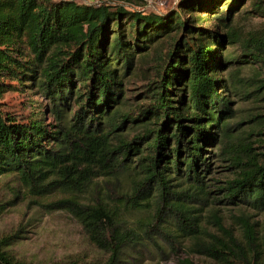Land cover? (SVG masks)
I'll list each match as a JSON object with an SVG mask.
<instances>
[{
  "label": "trees",
  "instance_id": "trees-1",
  "mask_svg": "<svg viewBox=\"0 0 264 264\" xmlns=\"http://www.w3.org/2000/svg\"><path fill=\"white\" fill-rule=\"evenodd\" d=\"M129 1L0 0V100L20 85L46 101L20 118L0 101V177L67 195L56 204L104 264H121L150 224L183 264H264V114L240 128L227 92L264 99V0H179L165 14ZM165 43L132 93L129 77ZM215 153L229 163L222 182H209ZM10 245L0 239V264H26Z\"/></svg>",
  "mask_w": 264,
  "mask_h": 264
},
{
  "label": "rangeland",
  "instance_id": "rangeland-1",
  "mask_svg": "<svg viewBox=\"0 0 264 264\" xmlns=\"http://www.w3.org/2000/svg\"><path fill=\"white\" fill-rule=\"evenodd\" d=\"M76 1L101 4L106 0ZM126 4L133 10L143 13L165 14L172 9L177 10L179 0H131ZM241 13L239 12L235 19L239 17L241 20L243 18ZM195 14L197 13H192V17ZM185 16L188 17L189 14L186 13ZM258 19L252 20L249 25L256 24ZM161 46L158 48V53L154 52L147 61L145 74H133L129 77L132 93L143 92V86L147 84L149 78L156 76V67H159L156 56L164 53L167 44ZM231 48L232 46L227 47L223 54L225 55ZM231 68H227L224 73L228 74ZM242 73L248 74L247 71ZM227 92L235 110L233 121L241 123L239 127L243 129L256 127L257 121L261 119V116L256 115L264 114V99H260L257 95L249 98L243 88ZM0 101L4 110L19 118L30 112L29 104L37 102L44 105L46 102L36 91L28 87L24 91L20 85L5 92ZM258 136L252 137L259 138ZM216 159L218 158L215 153L212 159L214 171L208 175L209 182L214 180L222 182L230 177L229 163L225 159L222 161ZM66 196L58 191L48 195H34L23 188L14 177H0V201L14 203L0 215V239L10 236L9 250L15 259L26 264H104L108 260L110 254L90 240L73 212L63 205L56 204ZM215 206L225 217L238 213V209L233 205L217 203ZM136 218L142 219L143 215L139 214ZM157 227L150 224L146 227L147 232L141 231L142 244L126 250L121 264H183V259L187 257L185 251L172 249L163 240Z\"/></svg>",
  "mask_w": 264,
  "mask_h": 264
}]
</instances>
